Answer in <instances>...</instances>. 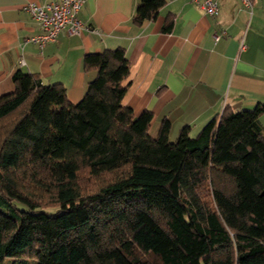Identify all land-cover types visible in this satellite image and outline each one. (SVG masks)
Returning a JSON list of instances; mask_svg holds the SVG:
<instances>
[{"label": "trees", "instance_id": "trees-1", "mask_svg": "<svg viewBox=\"0 0 264 264\" xmlns=\"http://www.w3.org/2000/svg\"><path fill=\"white\" fill-rule=\"evenodd\" d=\"M164 4L139 0L132 21ZM82 64L94 76L76 103L19 70L0 94V264H264V105L170 141L167 119L151 136L152 112L122 103L124 48ZM81 174L108 179L83 191Z\"/></svg>", "mask_w": 264, "mask_h": 264}, {"label": "crops", "instance_id": "crops-1", "mask_svg": "<svg viewBox=\"0 0 264 264\" xmlns=\"http://www.w3.org/2000/svg\"><path fill=\"white\" fill-rule=\"evenodd\" d=\"M30 1L47 0H0V94L13 90L19 70L61 83L76 103L94 76L83 68V55L122 47L129 61L122 103L135 115L152 112L151 136L164 119L173 139L184 126L196 133L226 105L233 111L264 105V0L251 10L240 0H216L215 15L193 0H165L141 25L132 21L139 0H84L78 17L89 29L61 32L43 47L27 40L38 32L23 9ZM168 16L172 26L163 31ZM258 120L264 133V111Z\"/></svg>", "mask_w": 264, "mask_h": 264}, {"label": "built area", "instance_id": "built-area-1", "mask_svg": "<svg viewBox=\"0 0 264 264\" xmlns=\"http://www.w3.org/2000/svg\"><path fill=\"white\" fill-rule=\"evenodd\" d=\"M84 0H47L43 3L27 2L23 9L29 13L35 21L38 32L30 37L28 41L36 43L39 47L45 46L48 42L57 40L61 32L80 35L89 26L82 23L78 13ZM196 5L208 15H215L218 11L216 0H193ZM244 7L251 10L257 0H240ZM221 34L215 33L214 38L218 39ZM19 65L24 63L20 58Z\"/></svg>", "mask_w": 264, "mask_h": 264}, {"label": "rangeland", "instance_id": "rangeland-1", "mask_svg": "<svg viewBox=\"0 0 264 264\" xmlns=\"http://www.w3.org/2000/svg\"><path fill=\"white\" fill-rule=\"evenodd\" d=\"M193 134V133H191ZM176 138V137H175ZM175 138L173 139H169L170 141L175 140ZM108 178L105 177L103 179H97V182L94 183V181L90 178V176H88L87 174H81L78 178V182L79 184L83 187V191L85 190H94V188L102 181H106ZM19 207H22L21 205H18ZM24 261L27 262H21V260H13V261H7V264H37L36 260L33 259H24Z\"/></svg>", "mask_w": 264, "mask_h": 264}]
</instances>
